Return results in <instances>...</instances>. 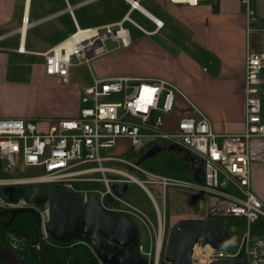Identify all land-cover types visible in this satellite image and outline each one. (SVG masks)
<instances>
[{"label":"crops","instance_id":"obj_1","mask_svg":"<svg viewBox=\"0 0 264 264\" xmlns=\"http://www.w3.org/2000/svg\"><path fill=\"white\" fill-rule=\"evenodd\" d=\"M132 1L135 0H0V117L38 121L79 115L82 107L62 110L60 106L54 111L39 102L44 94L42 91L52 88L51 85H55L56 92L65 87L64 95H74L79 105L83 91L81 87L80 90L69 89L71 82L79 84L73 81L71 68L67 84L59 76L47 74L44 54L80 29L122 24L131 36V45L124 48L117 41L108 39L105 42L106 53L87 63L93 67L95 75L85 87L95 80L117 76L164 79L182 91L177 95L171 113L164 116L166 129H175L183 116L198 117L203 113L218 133L243 132L248 47L247 19L241 0H202L198 5L171 0H137L140 5L137 8L132 7ZM253 2L258 18L264 21V0ZM155 20L161 21L162 26H157ZM108 41L115 45L108 47ZM252 43L253 49L264 51V32L256 31ZM20 47L24 50H19ZM262 76L264 78V71ZM118 95L122 99V95ZM22 99L27 104L21 103ZM262 116L264 119V105ZM118 141L127 142L128 146L112 154L121 159L112 162L129 165L142 177L121 166L106 165L111 170L106 172L111 179L109 186L114 182V187L110 186L112 193L107 195L113 198V204L119 203L111 206L105 200L104 204L110 208L128 213L130 208L126 204L131 203L125 198L129 196L136 200L134 194L137 189L133 187L138 186L153 202L162 221L161 208L150 185L157 187L158 192L161 189L164 196L169 186L163 187L151 181L155 176L182 178L157 170L159 161L156 158L166 153L188 162L194 170L191 178L182 179L202 180L201 158L179 144L159 140L139 152L131 149L128 138H119ZM155 146H158L157 151L144 158ZM121 153H127L129 157L124 158ZM131 156L137 157V160ZM97 175L100 178L103 176L102 173ZM257 176L260 182L264 180V163L253 164L254 190L258 187ZM90 182H98L103 191L107 189L104 181ZM95 194L100 198V193ZM145 203L141 200L140 206ZM172 216L196 218L182 217L183 214ZM135 221L140 232L142 223L143 226H151L149 218ZM161 221L159 219V224ZM149 249L153 250L152 246Z\"/></svg>","mask_w":264,"mask_h":264},{"label":"built area","instance_id":"obj_2","mask_svg":"<svg viewBox=\"0 0 264 264\" xmlns=\"http://www.w3.org/2000/svg\"><path fill=\"white\" fill-rule=\"evenodd\" d=\"M171 1L198 5L202 0ZM139 6V1H132L133 8ZM241 6L247 19L248 47L244 77L246 116L243 132L218 133L212 128L208 116L203 113L198 117L183 116L175 129L168 130L164 127V116L171 113L177 95L182 94L177 86L156 78H103L83 89L80 97L83 106L77 117L51 119L46 130L39 127L37 120L0 117V163L5 174L13 180L10 183L59 185L86 202L91 194L98 191L78 186L76 182L104 181L107 189H100L102 196L100 194L98 199L107 210L120 211L105 206L103 196L112 193L109 186L111 179L106 176V172L111 170H108L109 167L104 162L121 159L107 152L103 154L102 149L114 147L119 138H128L131 149L139 152L153 142L171 141L201 158L202 180L155 176L151 182L163 187L177 186L205 193L208 196L206 218L221 222L243 219L247 226L239 251L231 250V247H215L204 238L197 240L192 247V264H211L219 259L237 258H243L245 264H264V235L257 234L253 229V224L264 218V202L252 189L253 164L264 163V51L253 49L252 42L256 31L264 32V21L258 18L253 0H241ZM155 21L157 26H162L161 21ZM84 30H88L85 31L88 34L75 39L69 52L66 48L58 50L57 46L45 52L47 74L59 76L63 83H69L74 59L90 62L91 58L106 52L103 41L110 38L120 40L123 47H129L132 43L128 30L122 24ZM19 50L24 48L20 47ZM112 94H121L122 99L104 101ZM27 166L41 167V172L16 175L17 167L24 169ZM97 173H102L103 176L100 178ZM1 194L0 192L2 210L25 207L36 210L39 235L32 243V248H40L42 244H55L48 226V202L29 204L21 196L10 200ZM126 205L130 208L128 213L134 219H148L139 208L128 203ZM12 239L11 237L9 242L12 248H22L24 243L19 247ZM90 248L93 251L91 246ZM139 251L137 254L142 256Z\"/></svg>","mask_w":264,"mask_h":264},{"label":"water","instance_id":"obj_3","mask_svg":"<svg viewBox=\"0 0 264 264\" xmlns=\"http://www.w3.org/2000/svg\"><path fill=\"white\" fill-rule=\"evenodd\" d=\"M157 149L158 146H155L143 157L154 154ZM2 191L10 199L21 196L29 204L48 202V226L55 240L74 239L78 231L83 230L88 234L87 242L103 263L149 264V260L130 251L138 233L134 221L119 211L107 210L95 194H91L84 202L72 191L53 184L4 186ZM25 211L37 213L32 207L11 210L13 214ZM200 238L210 241L215 247L228 248L231 245L230 233L221 221L203 217L180 218L170 226L165 259L170 264H192V247ZM0 260L7 264H33L13 249L2 245ZM211 264H245V260L219 259Z\"/></svg>","mask_w":264,"mask_h":264},{"label":"rangeland","instance_id":"obj_4","mask_svg":"<svg viewBox=\"0 0 264 264\" xmlns=\"http://www.w3.org/2000/svg\"><path fill=\"white\" fill-rule=\"evenodd\" d=\"M106 41L107 40L103 41L104 45H105ZM115 41H117L119 43V45L121 46L120 40L115 39ZM107 45H108V47L111 48L115 44L111 41H108ZM124 48H127V47H124ZM105 53L106 52H104L103 54H105ZM103 54H101V55H103ZM101 55H99V56H101ZM93 58H91V60ZM74 62H75V64H73L71 67V72L73 74V81H75L76 83H79V84L76 85L74 82H71V84L68 85L69 89H75V88L79 89L80 87L84 89L85 84L90 83L93 79V76L95 75L94 71L92 69L93 67L91 68V66L89 64H87L89 62H79L76 59H74ZM51 87L52 88H45L42 91L44 94H42L39 98V102L41 103V105H45L48 108L51 107L54 111H56L60 106H61L62 110H64L66 107H76L77 109H80L83 106L82 102H80V105L77 103V100H76L74 95H73V97H71L69 95H64L65 90H66L65 87H63L60 90V92L55 91V88H56L55 85H51ZM120 99H121V96L118 94H112V95L107 96L105 98V100H107V101L120 100ZM20 102L27 104L26 100H24V99H22ZM75 115L76 114H74V116H71V117H77L78 116V115H76V116ZM50 120L51 119L38 120L37 123L41 128H42V126L45 128V129L43 128V130H46ZM41 124H42V126H41ZM126 146H128L127 142L118 141L114 147L109 148V149H102V153L104 154L107 152L109 154L114 155V153H117L116 152L117 150L124 149V148H126ZM120 155L124 158L129 157V155L127 153H123V154L121 153ZM131 157L133 160H135V161L137 160V157H134V156H131ZM112 161H114V160L105 161L104 164L105 165H118V166L123 167L124 169L129 170L130 172L134 173L135 175L140 176L139 173L136 170H134L133 168L129 167V165L120 164V163L112 162ZM40 172H41V167H32V166L24 167V169L17 167V169L15 171L16 175H21L22 173H23V175H33V174H38ZM109 175H112V174L110 173ZM259 176H257L258 187L255 188V190L253 188V190H254V193L264 202V180H261V182H260ZM9 177L10 176H7L5 174V172L3 170V165L0 163V192L5 197H7L8 199H10V198H9V196H7L6 194H4L2 192V187H4V186H16V187L23 186V185H14V182L10 183V181H13V180H11ZM140 177H142V176H140ZM17 178H20V177H17ZM80 182H83V181H80ZM78 186H81V185H78ZM110 186L114 187V182H111ZM83 187H85V186H83ZM133 188H136L138 190L139 195L141 197V200L146 201V203L143 206H140L141 203L137 202V200H134L133 198H130L129 196H127L125 198L126 201H129L131 204H135V205L139 206L147 214L149 220L151 221L150 227L143 226V223H142L138 251L139 250L141 251L142 256L144 258H146L147 260H149L150 264H156V261H157V264H162V262H161L162 259H163L162 261H164L165 263L170 264L165 259V244L167 241V236L169 233L170 226L178 218L181 217V216L178 217V216H172V215L183 214L182 217H184V216L201 217L202 216L203 218H206V216H207L206 213L208 210V196L205 193H201V192L190 190V189L184 190V189H181V188L176 187V186H169V188H167V190L165 192V196H164L161 189L158 192L157 187H154V185H150V188L152 189L153 193L155 194L156 200L158 201L160 208H161V213H162V221H161V218L160 217L158 218V214H157V211H156V208H155L153 202L145 194L144 190L142 191V189L139 188L138 186H134ZM88 189L97 190L102 196V192L100 191L99 186H89ZM103 197H104V203H105V200L107 201V195H104ZM164 198H165V201H164ZM105 206H107V205H105ZM107 207L110 208V206H107ZM121 207L122 206H119L120 209H122ZM124 207H127V206H124ZM164 207H165V209H164ZM115 211H117V210H115ZM121 213L124 214L123 212H121ZM126 214H128V213H126ZM159 219L161 221L160 224L163 225L162 226L163 227V236H162L163 245L161 246L162 248L160 250V253L157 252V248H156L157 243H158V237L160 234V229H161L160 224H159ZM222 223L226 225V227L230 233V236H231V245H230L231 248L230 249L235 250V251H239L240 247H241L242 237L245 235V233L247 231L246 223L243 221V219H237V218L229 219L227 222H222ZM37 234H38V224H37ZM11 237L13 238L12 239L13 241H16V243H18L19 247L21 246V243H24V245L21 246L22 248H19L18 250H22L27 243L29 244V242L26 240L25 235L21 232H18V233L10 232V233H8L9 242L11 241ZM21 238H24V240L22 241ZM36 240H37V238L34 241H32L31 243L35 242ZM43 245H49V244H42L40 246V248ZM150 246H152L153 250L149 249ZM40 248L36 247L35 249L34 248L33 249H34V251L36 250V252H37L38 249H40ZM150 252L152 253V255ZM51 264H59V263L54 262Z\"/></svg>","mask_w":264,"mask_h":264},{"label":"trees","instance_id":"obj_5","mask_svg":"<svg viewBox=\"0 0 264 264\" xmlns=\"http://www.w3.org/2000/svg\"><path fill=\"white\" fill-rule=\"evenodd\" d=\"M156 160L159 161V167H157V170L159 171L180 176L182 178H191L192 174L194 173V170L191 169L192 167L188 162L184 161L183 159L175 158L169 153L157 157ZM76 184L85 187L99 185L98 182L92 183L90 181L76 182ZM135 192L136 193L134 194V197L136 198L137 202L141 203V197L138 190ZM106 202L109 205H112L114 201L110 195H107ZM113 205H119V203L116 202ZM126 215H128L134 221L137 227L138 233L136 242L134 244L135 250L137 251L140 242V229L135 219L130 214ZM37 217V213L32 211L13 214L11 210L0 209V245L13 249L19 255L23 256L33 264H51L54 262H58L59 264H107L103 263L98 258V256L95 255V253L90 248V243L81 242L87 241L88 238V234H86L83 230L78 231L74 239L63 241L54 239V245H43L40 249H38L37 252H35L31 247V242L38 238ZM253 229L257 234L264 235V218H260L255 224H253ZM10 232L23 233L29 244L27 243L25 248L22 250L12 248L8 240V233ZM162 260V264H167ZM0 264L7 263L0 260Z\"/></svg>","mask_w":264,"mask_h":264},{"label":"bare ground","instance_id":"obj_6","mask_svg":"<svg viewBox=\"0 0 264 264\" xmlns=\"http://www.w3.org/2000/svg\"><path fill=\"white\" fill-rule=\"evenodd\" d=\"M85 31H88V30H82L80 29L79 31H77V33H75L74 36H71L70 38L66 39L65 41H63L62 43H60L56 49L60 50L62 48H66L69 52L70 48H71V44L73 43V41L75 39H80L84 36H86L88 34V32H85ZM23 48V47H22ZM138 180V179H137ZM138 184V183H137ZM146 188V187H145ZM150 191V190H149ZM156 202V201H155ZM158 208V207H157ZM163 225L160 224V234H159V237H158V243H157V252L160 253V250H161V246L163 245V239H162V236H163ZM158 256V255H157ZM159 257V256H158Z\"/></svg>","mask_w":264,"mask_h":264},{"label":"flooded vegetation","instance_id":"obj_7","mask_svg":"<svg viewBox=\"0 0 264 264\" xmlns=\"http://www.w3.org/2000/svg\"><path fill=\"white\" fill-rule=\"evenodd\" d=\"M115 252H117V250H114ZM130 251L133 252V253H138L136 250H135V245L133 247L130 248Z\"/></svg>","mask_w":264,"mask_h":264}]
</instances>
